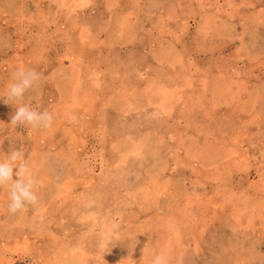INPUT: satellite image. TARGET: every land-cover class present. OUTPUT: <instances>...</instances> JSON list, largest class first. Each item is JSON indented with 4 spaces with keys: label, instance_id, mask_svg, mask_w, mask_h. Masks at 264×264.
Segmentation results:
<instances>
[{
    "label": "rangeland",
    "instance_id": "374dc122",
    "mask_svg": "<svg viewBox=\"0 0 264 264\" xmlns=\"http://www.w3.org/2000/svg\"><path fill=\"white\" fill-rule=\"evenodd\" d=\"M13 150L38 202L0 186V264H264V0H0Z\"/></svg>",
    "mask_w": 264,
    "mask_h": 264
},
{
    "label": "clouds",
    "instance_id": "9594fccd",
    "mask_svg": "<svg viewBox=\"0 0 264 264\" xmlns=\"http://www.w3.org/2000/svg\"><path fill=\"white\" fill-rule=\"evenodd\" d=\"M41 79V73L35 69H17L13 75V82L8 86L7 99L18 100L26 90L33 87ZM54 115L50 112H38L30 106L22 105L16 108L11 117L13 126L30 125L32 128H49L52 126ZM7 159L0 161V186L10 182L9 203L7 209L10 214H16L27 205H36L38 197L34 192L36 181L32 177L31 170L24 159V153L13 150L6 155ZM18 179H13L14 175ZM153 264H164L160 256H155Z\"/></svg>",
    "mask_w": 264,
    "mask_h": 264
}]
</instances>
